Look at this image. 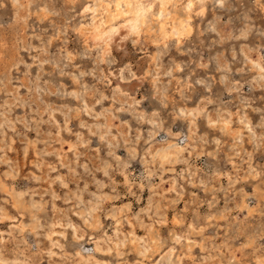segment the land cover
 <instances>
[{"label":"rangeland","instance_id":"rangeland-1","mask_svg":"<svg viewBox=\"0 0 264 264\" xmlns=\"http://www.w3.org/2000/svg\"><path fill=\"white\" fill-rule=\"evenodd\" d=\"M189 1L0 0V264H264V0Z\"/></svg>","mask_w":264,"mask_h":264},{"label":"bare ground","instance_id":"bare-ground-1","mask_svg":"<svg viewBox=\"0 0 264 264\" xmlns=\"http://www.w3.org/2000/svg\"><path fill=\"white\" fill-rule=\"evenodd\" d=\"M155 0H116L115 2V8L114 11L111 13H108L107 18L102 17L101 19L97 18V15L94 14L93 16V21L91 24L90 31L93 32V38L94 39H103L104 37H108V35H111L113 31H115L118 26H115L113 21L116 19V17H124V20H126L127 24H132L130 27L134 30L137 29V22L141 20V22L145 21V13L147 10L152 9L153 7V2ZM105 2V1H103ZM191 2V0L189 1ZM160 3L164 6L166 4V0H160ZM22 4V3H21ZM34 4V3H33ZM9 5V4H8ZM110 5V4H109ZM188 5V4H187ZM190 6V5H189ZM28 7V6H27ZM108 7V5H107ZM89 8V7H88ZM91 9V8H90ZM162 9V8H161ZM111 10V9H110ZM164 10V9H163ZM162 10V11H163ZM166 10V9H165ZM3 11V10H2ZM8 11V10H7ZM96 11V10H95ZM105 11V10H104ZM130 12V18L127 15V13ZM5 13V12H4ZM100 13V12H99ZM126 13V14H125ZM148 13V12H147ZM163 13V12H162ZM167 13V10H166ZM166 16V14H165ZM147 20V19H146ZM184 20V19H183ZM160 21V20H159ZM178 21V20H177ZM187 21V20H185ZM125 22V23H126ZM109 23V24H108ZM124 23V22H123ZM184 23V22H183ZM122 24V23H121ZM168 24V23H167ZM120 25V24H119ZM126 25V24H125ZM184 25V24H183ZM187 25V23H186ZM109 26V28H107ZM124 26V25H123ZM122 26V27H123ZM141 26V25H140ZM171 28V27H170ZM119 29V28H118ZM121 29V28H120ZM119 29V30H120ZM139 30V29H138ZM128 31V29H127ZM133 31V30H132ZM172 31V30H171ZM179 28H173L172 33H178ZM119 33V32H118ZM140 32H138L139 34ZM155 33V32H154ZM168 31L164 28L163 34L168 35ZM182 33V31L180 32ZM176 35V34H175ZM92 36V35H91ZM98 41V40H96ZM109 45V43H107ZM14 59V58H13ZM43 63V62H42ZM257 66H259L261 69H263V64L261 62H256ZM132 96V95H131ZM67 142V141H66ZM173 145L166 146L163 148V153L164 155H167L170 153L168 148ZM178 149V147H176ZM179 150V149H178ZM162 151V150H161ZM258 181V180H257ZM261 197V196H260ZM32 205V204H31ZM40 207V206H39Z\"/></svg>","mask_w":264,"mask_h":264}]
</instances>
